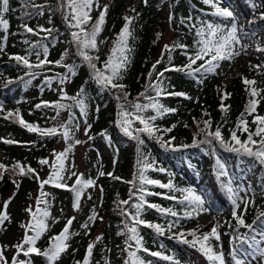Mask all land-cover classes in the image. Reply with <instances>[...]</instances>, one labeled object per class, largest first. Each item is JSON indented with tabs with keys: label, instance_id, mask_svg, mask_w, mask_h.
<instances>
[{
	"label": "trees",
	"instance_id": "obj_1",
	"mask_svg": "<svg viewBox=\"0 0 264 264\" xmlns=\"http://www.w3.org/2000/svg\"><path fill=\"white\" fill-rule=\"evenodd\" d=\"M33 2L36 5L45 6L44 16H47L50 24L43 27L57 29L58 31L53 33L57 36V39H44L46 35L44 32H40L39 35L25 33L21 25L27 23L29 27L36 29L41 25L40 19L42 16L35 15V10L31 6L25 7L24 0H9L10 10L5 14V19L9 21V28L7 33L0 32V37L7 35V40L3 41V51H0V106L3 108V111H0V138H3L0 139V163L9 166L0 178V210L3 209L4 201L12 197L13 193H15V196L7 209L10 221H5L4 225L0 226V245L11 246L21 239L19 236L20 224L28 220L25 216L22 217V210L24 211L28 206L22 204L18 210L20 213H16L11 208V203L19 200L23 202L26 196L32 193L34 187L38 186L37 181L32 178L31 174L13 175L11 166L15 162L30 166L42 178L41 173L45 165H41L39 160L47 158V148L59 138V135L41 137L36 132H29L27 128L20 125L15 115L5 119L7 112L12 111L15 113L18 110L19 117L27 123L38 125L41 128L53 127L46 125L50 107L36 109L35 105L41 103V101L55 102L49 99V93L59 80L57 74H66L68 70L56 64L46 65L43 69L29 70L11 59L10 57L15 55L24 56L27 54L29 45L25 44L24 41L29 40L32 43L38 42L47 45L49 49L47 59L50 61L59 60L60 53L66 46L69 49V59L63 63H75L77 66L75 82L80 83V88L81 86L85 88L83 99L87 105V121H90L92 126V139L95 142L93 145L94 150L89 154L86 168L82 172H76L83 174L85 179H93L96 186L85 190L80 209L76 214L61 213L65 215L63 223L59 221L60 213H57L59 222L54 223L55 228L50 227V230L37 242V246L41 250L46 248L48 237L58 234L64 227L66 219L75 216L76 219L71 226V231L80 234L70 238L68 241L70 247L61 255L57 264H77V262L83 264L87 246L90 242H93L92 239L96 233L97 236L102 235L103 239L95 244L92 256L89 258V264H106V262L107 264H124L126 254L121 250L126 247V237L120 233L125 218L120 214L117 205L119 201L128 200L130 197V189L133 186L128 181L135 180L134 174L138 172L137 144L125 136L116 124L119 102L113 92L100 88L91 80L90 69L75 55V49L69 43L70 29L63 20L61 12L56 10L57 0H33ZM98 3L99 9L94 8L91 13L93 21L99 16L103 6H108L105 24L97 37L98 43L100 41L104 42L99 43V52L93 53L99 55L101 61L106 59L109 54V49L116 39V34L120 32L125 23L124 17L135 16L130 25L132 36L128 40V47L131 50L128 53L130 59L126 69L122 72V79L119 81V83L126 86L124 91L129 94V100H134L140 93L144 92L145 86L150 83L148 73L152 70V65L160 59L165 44H172L173 42L184 44L191 51L196 36L195 29L190 28V24L199 27L201 20L222 23L215 16H208L212 9L205 5L202 0H110L109 3H106L105 0H98ZM220 6L228 7L234 12L235 22L243 29L240 33L242 43L247 47L240 49L241 54L235 56L231 62H221L225 64L227 69L224 70L225 76L220 74L219 69H217L218 74H197L195 77L187 75L184 71L164 73V82L168 91L183 92L191 97V99L184 96H162L160 98L162 104L174 108L176 111L164 114L155 121L156 126L161 130L172 128L175 125L171 132H161L158 135H162L165 140L175 137V140L172 141L174 145H192L194 135L197 142L205 139L204 134L198 132L194 118L195 121L211 119V130L214 131L219 125L222 135L225 139H228L231 130L236 127L240 114L245 111L247 101L250 98L245 90L247 86L242 82V78L253 79L257 81L255 87L264 89V67H252L254 65H264V52L256 50L257 46L264 47V20L260 19V13L264 12V0H222ZM132 9H135V13L131 11ZM168 9L170 11L166 13ZM26 12L33 13L31 18L25 15ZM170 14L173 16L171 22L169 21ZM189 16L192 17L191 21L185 20V23H181L182 19ZM250 21H254V23H250ZM230 23L229 21L228 24ZM167 26L173 31V36L169 41L163 42V34ZM157 33L162 34L158 40L156 38ZM171 56V65L182 66L188 62L182 49H176L171 53ZM28 58L32 63L37 62V56L34 53ZM43 58V54H41L40 59ZM202 62L198 61L197 64ZM171 65H169L167 54H165L162 63L157 65V71H163L165 67ZM29 71L37 73L35 79H31L27 74ZM53 77L56 79L53 80L50 86L45 84L46 78ZM20 78L24 80L31 79V83L25 87ZM9 79L13 83L6 87L5 83ZM152 80H155V74ZM40 88L44 92L43 98L39 96L38 89ZM113 91L117 95L119 94L118 90ZM77 92L67 94L75 96ZM224 93H230L226 99H223V103L230 106L226 114L220 108ZM151 94L154 95V93ZM261 96H264V91L261 92ZM167 97L170 99L166 100ZM142 102L147 103L143 100ZM63 103L71 104L72 101L66 100ZM95 108L98 111H96L97 120L94 121L91 117ZM205 112L209 115L205 116ZM72 114L75 116L72 121L73 127L77 122L80 126L84 124L85 118L80 115L78 108L73 107ZM152 114L148 112L145 115ZM257 114L264 115V99L259 100L256 113L253 116ZM253 116H246V119L250 130L254 131L256 125L252 123ZM35 119L37 120L35 121ZM104 119L105 126L100 128L101 121ZM68 120L69 112L67 111L65 122ZM59 126L57 125L58 128ZM200 127L203 128L204 125L201 123ZM105 132L106 135H101ZM237 135L241 140L247 138V133L238 131ZM142 138L145 141L141 146L142 152L150 161L155 162L154 166L156 168L165 169L163 172L150 169L146 172V175L162 183H168L171 180L176 189L191 188L197 194H203L206 197L205 207L210 208V211L202 212L199 216L193 214L192 218H186L184 212L190 209H187V206L182 203L183 192L148 186L151 192L166 193L177 197L175 200L166 199L162 195H149L146 197L150 203L163 208H171L178 213L176 217H172L161 215L152 208L146 207L144 209L142 219L164 226L166 229L165 235H157L153 229L143 225L139 226L138 229L143 237L144 247L150 251H159L164 255L171 256L173 261L152 257L143 251L138 252V255L145 260H150L152 264H174V261H178L179 264H200L203 263L202 261L208 263L197 249L182 243L177 238L170 237H173L174 233L182 231L187 234L189 230L197 228L201 232H209L214 224H219L221 226L218 229L221 233L220 245L222 246L220 250L224 252L228 264H232L229 256L232 228L229 227V223L235 225L236 221L232 217L233 206L221 183H226L231 178L234 181V188L241 185L248 189V196L249 193L252 195V203L247 209L245 220L246 223L252 224L256 217L264 212V167L249 157L226 150L216 142H213L212 145L199 144L198 147L171 151L162 148L156 139L147 136ZM7 139L19 143L6 144L3 140ZM68 143H72V141ZM101 146L108 148L110 155H106ZM75 147L76 145L69 153L68 159L73 154ZM217 159L225 165V169L229 174L228 177L217 178ZM111 165H113L112 168H110ZM100 171L112 173V176H100L98 175ZM113 177H119L120 179H114ZM243 179L248 182V187L244 184ZM13 180L17 181L18 187L17 184L13 183ZM74 180L75 177H72L71 182L68 184H72ZM99 180L103 181L101 195H98L96 190ZM136 183H139L138 180ZM48 186H50L48 199L50 201L49 211L51 216L54 214L53 208L57 201L67 197L73 204L74 194L72 192L64 188ZM240 196H245V193L240 192ZM134 199L130 203L134 202ZM93 207H95L99 216L103 217V220L97 219L94 224L90 225L89 234L85 235L81 225L87 220ZM121 207L128 208L127 205ZM242 209L243 205H241ZM129 210L134 211V209ZM200 216L206 217V219L202 221ZM168 224L174 225L170 231L167 230ZM255 227L259 228L261 225L257 224ZM239 232L245 233L248 232V229L241 227ZM256 238L261 239L259 235ZM187 239L191 240L192 237L187 236ZM212 243L215 244L216 241L213 240ZM131 250H135V245ZM14 251L15 249L9 247L5 252L9 261H11ZM20 258L24 259L23 256ZM31 260L32 264H46L45 259L41 256L32 255ZM252 264H258V262L252 261Z\"/></svg>",
	"mask_w": 264,
	"mask_h": 264
},
{
	"label": "snow or ice",
	"instance_id": "obj_2",
	"mask_svg": "<svg viewBox=\"0 0 264 264\" xmlns=\"http://www.w3.org/2000/svg\"><path fill=\"white\" fill-rule=\"evenodd\" d=\"M202 2L209 6L212 11L209 13L211 16L217 17L220 21H230V24L219 23L211 20H201L200 26L197 27L194 24H190V28L195 29V42L194 46L189 51L188 46L184 44H178L173 42L172 44H165L161 51V57L152 65V70L148 73V78L150 83L145 86L144 92L140 93L134 100L128 99V93L124 91L125 85L119 83L122 79V72L126 69L129 63V52L131 51L128 47V40L132 36V31L130 25L132 24L135 16H125L121 30L116 34V39L113 41L112 47L109 49V54L106 59L101 61L99 55H94L93 53L99 52V43L97 37L102 31L103 25L105 24V17L107 13L108 6L104 5L103 9L100 10L99 16L93 21L92 11L94 8L99 9L98 0H57V11L61 12L63 20L66 22L68 28L70 29L69 43L75 49V55L78 56L84 64L90 69V79L93 80L100 88L113 92L115 98L119 102V111L117 113L116 124L121 130V132L127 136L129 139L133 140L137 144V166L138 172L134 174L135 180L128 181L132 184V189H130V197L128 200L119 201L117 207L120 214L125 218L123 221V229L120 234L126 237L125 244L126 247L121 251L126 254L124 264H152L150 260H145L138 255V252L143 251L152 257H159L162 260L173 261V257L164 255L159 251H150L148 248L144 247L143 237L139 233V226L143 225L150 229H153L157 235H165V227L159 223H151L142 219V213L144 209L152 208L159 212L161 215L176 217L178 213L171 208H163L159 205L150 203L146 197L149 195H162L164 198L169 200H175L177 197L174 195H168L166 193H156L149 191L148 186H157L161 189H169L172 191H181L184 193L183 201L187 206L184 212L186 218H192L193 214L199 216L202 212L210 211V208L205 207L206 197L203 194H197L193 189H176L171 180L168 183H162L157 179H152L146 172L148 170L163 172L165 169L156 168L155 162L150 161L149 158L142 152L141 146L145 143L143 136H147L160 144L162 148L171 151H178L182 148L188 147H198L199 144L212 145L213 142L218 143L220 146L226 150L237 153L238 155L249 157L258 163L260 166L264 167V115H254L256 113L257 105L260 99H264L261 96V92L264 89H258L255 87L257 81L253 79H248L246 77L242 78V82L247 86L246 92L249 94V99L247 101L245 111L240 114L239 119L236 122V127L231 130L230 137L225 139L222 135L221 127L218 125L214 131L211 130L212 122L211 119L195 121L197 124L198 132L203 133L205 139L197 142L194 135L192 145L181 144L174 145L172 143L175 137H171L168 140L163 139L162 135L158 133H168L172 131V128H166L161 130L156 126L155 121L162 117L164 114L173 113L176 111L174 108L166 107L160 102L162 96H184L187 99L186 93L183 92H170L167 90V86L164 82V73L168 71H184L189 76H196L197 74H208L217 73V69L220 68L222 61H229L241 54L240 49L246 48L247 46L242 43V37L240 33L243 31L241 27L235 22L234 12L228 7H221L220 4L222 0H202ZM25 7L31 6L35 15H44V5H36L33 0H24ZM255 7V5H253ZM9 0H0V32L7 33L9 28V21L5 19V14L9 12ZM135 13V9L131 10ZM29 18L33 15L32 12H26ZM138 15V14H137ZM173 19L170 14L169 21ZM260 19L264 20V12L260 13ZM185 20L191 21L192 17L189 16L181 20V23H185ZM254 23V21H250ZM25 33H30L32 35H39L40 32L46 33L44 39L51 38L56 40L57 36L53 35L57 32V29L44 28L42 25L38 26L36 29L29 27L27 23L21 25ZM162 34L157 33V40ZM7 40V35L0 37V51H3V41ZM25 44L29 45L27 54L24 56L15 55L10 57L14 59L18 64L23 67L34 70L43 69L46 65L56 64L57 66H62L67 68L66 74H57L59 77L58 83L63 85L66 82H70L71 78L77 74V66L73 64H64L65 57L69 54V49L61 54V57L57 61H50L47 59L49 54L48 46L41 43H32L29 40L24 41ZM239 46V47H237ZM176 49H182L183 54L187 59V63L182 66L171 65L172 56L171 53ZM257 51L264 52V47L257 46ZM37 56V62L32 63L29 60V56L32 54ZM41 54H43V59H40ZM165 54L169 61L170 67H165L163 71H157V65L161 64ZM198 61H203L197 64ZM98 64L100 65L98 67ZM254 68L264 67V65H254ZM31 79H35L37 73L35 71H29L27 73ZM155 74V80H152ZM21 82L27 87L31 83V79L24 80L20 78ZM53 78H46L45 84L51 85ZM12 80H7L5 86L12 84ZM118 90L117 95L115 91ZM60 93V99L55 102L41 101L35 105L36 109L41 107H51L55 110L56 116L60 115L61 110L69 112V120L64 124H61L59 128L57 126L41 128L38 125L25 122L19 117L18 110L13 113L12 111L7 112L5 119L10 117L17 118L18 122L22 127L27 128L29 132H36L41 137H54L61 136L62 139L67 144V147L60 151L52 152V161L50 163L49 159L42 158L39 160L41 165L49 166V174L46 179H42L39 173L30 166L21 165L19 162H15L11 166L13 175H28L31 174L32 178L35 179L39 185V192L35 200V208L29 205L25 208V212L28 213L29 219L27 222L20 224V227L24 230V234L21 239L11 245H0V264H32V255L41 256L45 259L46 264H57L61 255L65 253L70 247L68 241L72 236L79 235V232H72L71 226L76 219L75 216L66 219L64 227L58 234L48 237V246L41 250L37 246V242L41 237L50 230V224L48 220L51 218L52 223L59 222L57 218L51 217L49 207L50 201L48 199L49 193L45 192L44 186L51 185L56 188H64L74 194L72 207L74 210L79 211L81 206V200L86 189L89 187H94L95 181L91 178L85 179L83 174L71 171L70 168L66 167L65 161L68 159L69 153L75 145L83 143L78 139H74L73 125L72 121L75 116L72 114L73 107L80 110V115L84 117L85 123V134H88V130L91 128V124L87 122V105L84 102L83 97L85 96V88L81 86L75 96H69L63 87L58 89ZM151 93H154L152 95ZM230 93H224L220 108L226 114L230 106L223 103V99H226ZM259 98V99H257ZM71 100V104H65L62 101ZM147 101V103H143ZM0 111H3L2 106H0ZM98 111V109H97ZM151 112L152 115H145V113ZM205 116L209 114L204 113ZM246 116H253L252 123L256 125L255 130H250ZM56 117H52L54 120ZM204 127L201 128L200 124ZM139 126H136V125ZM79 122H77L74 127L79 130ZM187 127V125H185ZM62 129V131H61ZM247 133V138L241 140L237 135V132ZM101 135H106L101 133ZM259 139H256V138ZM3 139V138H0ZM89 139L91 137L89 136ZM72 141V143H68ZM6 144L19 143L11 139L3 140ZM217 178L228 177V172L225 169V165L217 159ZM9 166L0 163V178H2L5 170ZM100 176L108 175L112 176V173H105L100 171L98 173ZM75 177L72 184H68V180ZM114 179H120L119 177H113ZM138 180V184L136 181ZM14 184L18 183L13 180ZM234 181L229 178L227 182H222L221 186L226 191L228 199L230 200L233 211L232 217L236 221L235 225L229 223V227L232 228V233L230 234V245L231 249L229 256L231 257L232 264H252V261H257L258 264H264V212H261L259 216L253 221L252 224L246 223L245 215L247 209L252 203V200L248 196V189L241 185L233 187ZM101 192L103 189L101 188ZM240 192H244L245 196H240ZM15 193L8 200L3 202V209L0 210V226H3L5 221H10V216L7 212L8 205L14 198ZM134 199V202L130 203ZM91 199V197H89ZM127 205L128 208L121 207ZM241 205L243 209L241 210ZM129 209H134L130 211ZM103 220L96 212L95 207L91 210V214L87 217V220L81 225L84 229V234L87 235L90 225L94 224L95 221ZM261 225L257 228L255 225ZM174 227L173 224L167 225V230H171ZM219 224H214L209 232H201L199 228L192 229L185 234L184 232H177L173 234V237L177 238L182 243L189 245L192 248L197 249L208 261V264H228L225 254L221 249L220 240L221 233L219 232ZM244 227L248 229V232L240 233L239 228ZM257 235L261 239H257ZM187 236H191L192 239H187ZM103 239L102 235L97 236L96 240L90 242L86 249V255L83 260V264H89V258L92 256L93 248L95 244ZM215 240L216 243L213 244L212 241ZM135 245V250H131ZM9 247L15 249L11 261L5 255V252ZM23 256L24 259L20 257ZM80 264V262H77ZM107 264V262H106ZM174 264H179L178 261H174Z\"/></svg>",
	"mask_w": 264,
	"mask_h": 264
},
{
	"label": "rangeland",
	"instance_id": "obj_3",
	"mask_svg": "<svg viewBox=\"0 0 264 264\" xmlns=\"http://www.w3.org/2000/svg\"><path fill=\"white\" fill-rule=\"evenodd\" d=\"M106 3H109L110 0H105ZM167 11V10H166ZM169 9L166 13H169ZM209 17L211 15H208ZM217 18V17H216ZM41 25L42 26H47L49 23V20L47 19V16H44L42 15L41 17ZM220 21V20H219ZM222 23H226L228 21H220ZM173 36V31L167 26L166 29H165V32L163 34V42H166V41H169L171 39V37ZM162 42V43H163ZM65 49H68L67 46L62 50V52L60 53V57H61V54L65 51ZM69 59V54L67 55V57H65V60L64 61H67ZM220 70V74L224 75L225 72L224 70L226 71V66L224 63H221V66L219 68ZM225 76V75H224ZM76 80V77H72L71 78V81L70 82H66L64 83L63 85H60L58 83V81L56 82L55 84V87L52 88L51 92L49 93V99L51 101H57L60 99V93L58 91V89L60 87H63V89L65 90L66 93H76L78 91V89L80 88V83H76L75 82ZM38 92H39V96L41 98L44 97V92H43V89L40 88L38 89ZM166 100H169L170 98L167 97L165 98ZM66 101V100H64ZM63 102V101H62ZM96 108L93 110L92 112V120H97V112H96ZM145 114H148L145 113ZM56 117L54 120L52 119V117ZM48 120L46 122V125H49V126H59L61 124H63L66 120V117H67V111H64V110H61L60 112V115L59 116H56V112L53 108H49L48 109ZM37 119H35L36 121ZM89 124H90V121H87ZM105 126V119L103 121H101V124H100V128L104 127ZM92 127V126H91ZM99 130V129H97ZM73 132H74V139L75 138H78L80 139V141H82L83 143L81 144H78L76 145L75 147V150L73 152V154L71 155V157L65 162V165L66 167L70 168L71 171H79V172H82L84 171V169L86 168V165H87V160H88V157H89V154H91V152H93L94 150V147L93 145L95 144L94 140L92 139V133H93V129L90 128L88 130V134L86 135L85 134V123L82 124L80 127H79V130H76L74 127H73ZM89 136L91 137V139H89ZM99 142V141H97ZM101 143V142H100ZM103 145V144H102ZM67 144L65 143V141L62 139L61 136H59L58 140L56 142H54L51 146H49L47 148V151H46V154H47V159H49L50 163L53 159L52 157V152L53 150H55L56 152H60L62 150H64L66 148ZM101 149L103 152H105V154L107 155H110V151L108 148H105L104 146H101ZM113 165L110 166V168H112ZM49 166L45 165L44 167V170L42 171L41 173V176H42V179H46L48 174H49ZM106 181V180H105ZM68 183L71 182V179L67 181ZM99 182V184H98ZM97 182V193L98 195H101V184L103 183V181L99 180ZM106 185H108L107 182H105ZM50 186H46L43 190L47 193H49L50 191ZM38 192H39V185L38 186H35L34 189L32 190V193L27 195L25 200H23V202H21V200L19 201H13L11 203V208L16 212V213H20V211H18L21 207V205L23 204V206H29V205H32L33 208H35V200H36V197L38 195ZM7 197V196H6ZM1 205V203H0ZM22 217L25 216L26 219H29V215L27 212H25V210L23 211L22 210ZM78 211L74 210L73 207H72V204H71V200L69 198H63L61 199L60 201H57L54 208H53V216L51 217H55L57 218V213H60V217H59V221L60 222H64V218H65V215L64 214H61V213H71V214H76ZM21 215V214H20ZM200 219L202 221H204L206 219V217H202L200 216ZM49 224H50V227L52 226V228H55V224L52 223L51 221V218L48 220ZM61 224V223H60ZM24 234V230L21 228V231H19V236L22 237ZM96 237H97V233L96 235L93 237L92 241H95L96 240ZM203 263H200V264H208L207 262H204L202 261Z\"/></svg>",
	"mask_w": 264,
	"mask_h": 264
}]
</instances>
